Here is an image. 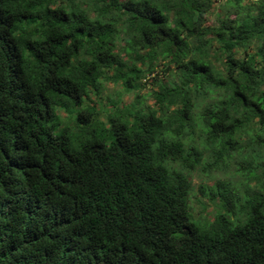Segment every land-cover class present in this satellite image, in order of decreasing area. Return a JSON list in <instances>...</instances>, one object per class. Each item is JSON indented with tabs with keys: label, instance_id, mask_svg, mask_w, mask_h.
<instances>
[{
	"label": "trees",
	"instance_id": "1",
	"mask_svg": "<svg viewBox=\"0 0 264 264\" xmlns=\"http://www.w3.org/2000/svg\"><path fill=\"white\" fill-rule=\"evenodd\" d=\"M214 1L0 0V264H264V171L188 204L264 145V0ZM158 65L151 103H90Z\"/></svg>",
	"mask_w": 264,
	"mask_h": 264
},
{
	"label": "rangeland",
	"instance_id": "2",
	"mask_svg": "<svg viewBox=\"0 0 264 264\" xmlns=\"http://www.w3.org/2000/svg\"><path fill=\"white\" fill-rule=\"evenodd\" d=\"M223 0H215L213 2L212 8L206 14V24H214L217 13H224L225 6L222 5ZM234 15L231 14L230 17ZM251 51V50H249ZM211 60L217 66L221 65L223 61L222 57L217 55L211 56ZM163 66L158 65L155 68V71H152L148 74L146 78L143 79L142 85L135 90L129 92H122L120 86L115 85L109 81L104 82V88L101 90L100 97H92L90 101L91 104H94L96 109L102 114V111L106 108L108 99L112 98L120 101L130 102L135 94L136 97L143 100L144 103L152 102L151 91L157 89L156 81L161 80L165 82L166 72L163 71ZM64 109L63 112V121L71 122L70 117ZM264 140V139H263ZM245 142L248 143L245 144ZM243 141L242 152L238 151L232 152L230 157H223L219 162V167L212 170L210 174L203 172L200 168H197L192 172L191 175V187L188 193V204L190 208V213L195 219L209 220L212 219L215 210L218 209V201L215 198L211 200L206 192L207 187L211 186L216 180H228L234 185H238L240 188H244V184L250 182L251 185L255 183L253 178V171L257 175L262 174L264 171V145L258 144L256 142ZM262 143L263 141L260 140ZM248 153L247 156L244 154ZM206 159V157H204Z\"/></svg>",
	"mask_w": 264,
	"mask_h": 264
}]
</instances>
